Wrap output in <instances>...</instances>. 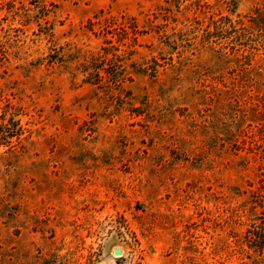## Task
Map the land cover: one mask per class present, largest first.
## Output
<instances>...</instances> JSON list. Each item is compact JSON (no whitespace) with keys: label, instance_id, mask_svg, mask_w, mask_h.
Here are the masks:
<instances>
[{"label":"rangeland","instance_id":"obj_1","mask_svg":"<svg viewBox=\"0 0 264 264\" xmlns=\"http://www.w3.org/2000/svg\"><path fill=\"white\" fill-rule=\"evenodd\" d=\"M0 264H264V0H0Z\"/></svg>","mask_w":264,"mask_h":264},{"label":"water","instance_id":"obj_2","mask_svg":"<svg viewBox=\"0 0 264 264\" xmlns=\"http://www.w3.org/2000/svg\"><path fill=\"white\" fill-rule=\"evenodd\" d=\"M114 254L117 255V256H118V255L120 256V255H121V252H120L119 249H116V250H114Z\"/></svg>","mask_w":264,"mask_h":264}]
</instances>
